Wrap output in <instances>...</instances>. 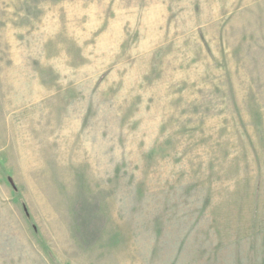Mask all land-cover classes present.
I'll return each instance as SVG.
<instances>
[{"label":"rangeland","instance_id":"1","mask_svg":"<svg viewBox=\"0 0 264 264\" xmlns=\"http://www.w3.org/2000/svg\"><path fill=\"white\" fill-rule=\"evenodd\" d=\"M0 264H264V0H0Z\"/></svg>","mask_w":264,"mask_h":264}]
</instances>
